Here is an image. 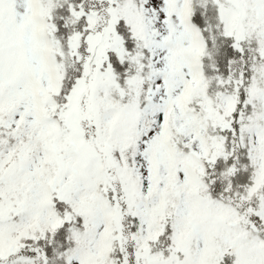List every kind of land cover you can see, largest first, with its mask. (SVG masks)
Masks as SVG:
<instances>
[{
	"label": "snow or ice",
	"instance_id": "obj_1",
	"mask_svg": "<svg viewBox=\"0 0 264 264\" xmlns=\"http://www.w3.org/2000/svg\"><path fill=\"white\" fill-rule=\"evenodd\" d=\"M0 264H264V0H0Z\"/></svg>",
	"mask_w": 264,
	"mask_h": 264
}]
</instances>
